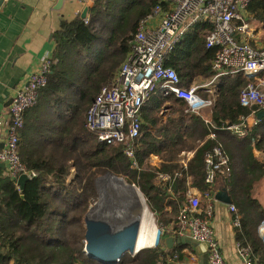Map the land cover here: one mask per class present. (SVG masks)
Here are the masks:
<instances>
[{
    "label": "trees",
    "instance_id": "16d2710c",
    "mask_svg": "<svg viewBox=\"0 0 264 264\" xmlns=\"http://www.w3.org/2000/svg\"><path fill=\"white\" fill-rule=\"evenodd\" d=\"M157 3L93 0L86 17L62 18L54 33L48 82L39 90L37 103L25 110L19 130V153L28 175L24 188L0 166V264H107L90 257L84 241L85 216L97 196L95 181L107 173L137 185L163 236L171 234L178 228V201L184 198L187 182L202 192L209 190L204 158L216 143L230 158L232 176L222 181L240 218L236 240L264 262L260 234L264 205L253 194L254 185L264 177V166L253 154L254 149L264 151V117L258 118L259 106L240 103L241 90L253 79L241 73L219 79L211 113L217 140L209 139L212 128L201 116L186 112L183 101L156 89L143 106L141 132L134 141L138 168L126 156L123 143L100 142L86 126L89 109L118 73L141 20ZM161 3L167 9L166 2ZM247 12L248 20L264 31V0L251 1ZM206 28L203 24L182 39L167 59V66L175 68L186 87L206 83L214 74L217 49L206 46ZM165 105L170 112L161 115ZM252 116L255 122L243 138L226 128ZM188 151L194 155L184 169L181 154ZM152 154L161 157V166L150 162ZM160 174L170 176L169 180H159ZM175 239L171 250L145 247L134 255L127 252L114 264L185 262L186 248L192 246L177 235Z\"/></svg>",
    "mask_w": 264,
    "mask_h": 264
},
{
    "label": "built area",
    "instance_id": "2783aa9c",
    "mask_svg": "<svg viewBox=\"0 0 264 264\" xmlns=\"http://www.w3.org/2000/svg\"><path fill=\"white\" fill-rule=\"evenodd\" d=\"M157 3L153 12L142 19L134 36L133 46L122 63L114 79L104 86L86 115V126L103 143L124 144V152L138 168L134 141L142 127L141 113L149 96L158 88L164 96L174 95L186 104V111L200 115L214 105L215 96L204 97L201 89L215 94L221 77L241 73L253 79L240 92V103L251 108L257 105L264 110V45L255 47L258 27L248 20L247 6L253 0H163ZM87 22V19H86ZM207 25L205 40L208 48H216L217 54L212 62L214 74L209 83L186 87L182 79L167 59L176 45L201 25ZM51 56L42 62L28 76L24 86L19 88L11 102V121L7 139L0 147V163L6 165L10 175L19 178L27 174L19 153V130L24 125V112L34 106L39 98V90L48 82ZM209 90V89H208ZM212 130L209 139L217 140L216 126L210 116L204 118ZM251 124L242 118L226 128L237 137H245ZM205 182L209 185L206 195L214 196L217 178L232 176L230 158L221 143H216L205 153ZM187 164L184 165V169ZM181 176V172L177 173ZM163 180L170 176L162 175ZM202 199L192 187H188L185 197L179 203L176 216L178 228L173 234L179 238L191 237L206 245L208 264H227L210 219L213 204H208L205 216L200 214ZM233 225H240L237 209L231 204ZM237 250L244 264H264L253 258L247 246L237 242ZM192 261L199 263L197 254Z\"/></svg>",
    "mask_w": 264,
    "mask_h": 264
},
{
    "label": "crops",
    "instance_id": "0c3cea01",
    "mask_svg": "<svg viewBox=\"0 0 264 264\" xmlns=\"http://www.w3.org/2000/svg\"><path fill=\"white\" fill-rule=\"evenodd\" d=\"M92 4L93 0H64L61 6L57 7L58 0H4L0 7V147L4 145L7 139L8 126L11 121L10 106L12 99L16 91L26 84L29 74L38 67L43 58L46 56L53 57L55 48L54 33L59 28L62 18H74L80 14L82 16L84 8L88 7L89 10ZM257 38V40L252 41V45L255 47L263 46L264 31ZM210 80L202 84L194 82L192 85L207 84ZM208 89L200 90L203 93H208L204 97L215 96L216 98L217 92L213 94L210 91L214 89V86H210ZM169 112V108L165 105L161 115L169 114ZM211 113L212 107L205 109L199 116L205 122L204 118L206 116H210L211 118ZM165 118L166 115L163 116L161 124L164 123ZM259 153H262L261 156ZM253 154L264 166V151L254 149ZM193 155L194 151L183 152L181 154L183 168ZM150 162L154 165L161 166L162 159L159 155L152 154L150 156ZM162 175L160 174L158 178H161ZM223 179L224 177L222 175L217 178V188L221 184L225 185L222 181ZM263 181L264 177L254 185L253 194L264 205V198H260V195H258L259 190L262 194L264 193ZM187 183L188 187H192L195 193L202 199L203 192L191 186L189 182ZM170 195H173V193L171 192ZM172 198H176L175 194ZM210 203L214 207L210 222L227 264H244L237 250L233 213L230 210V205L217 201L214 196L213 198L212 196H207V199L202 201L200 210L202 216L206 215L205 210ZM169 210H171L170 207ZM260 234L264 238L263 225L260 228ZM167 235L174 234L172 232ZM191 246L193 251L191 248H186V252L188 253L186 261L178 264H200V262L196 263L192 261L191 256L194 254L199 256V254L192 244Z\"/></svg>",
    "mask_w": 264,
    "mask_h": 264
},
{
    "label": "water",
    "instance_id": "95a60500",
    "mask_svg": "<svg viewBox=\"0 0 264 264\" xmlns=\"http://www.w3.org/2000/svg\"><path fill=\"white\" fill-rule=\"evenodd\" d=\"M64 0H58V6H61ZM4 0H0V7ZM88 7L84 8L82 17H86ZM264 116V110L258 113V117ZM3 148V145L1 146ZM1 167H6L5 163H0ZM109 176L117 179H123L117 175L109 174ZM28 179L27 174H22L18 178V183L21 188H24L25 181ZM128 186L134 187L132 184L125 180ZM136 187V186H135ZM214 198L227 205L234 203L233 196L225 185L221 184L215 191ZM85 252L92 258L97 259L107 264H114L120 261L122 256L127 252L134 255L139 251L138 239L142 228L140 217H136L123 227H113L103 220L91 216L89 211L85 216ZM116 228V229H115ZM184 242L192 244L200 257V264H208V253L206 245L197 242L191 237L182 238ZM175 236H163V230L156 228L155 237L151 246H161L163 250H171L175 245Z\"/></svg>",
    "mask_w": 264,
    "mask_h": 264
},
{
    "label": "bare ground",
    "instance_id": "6f19581e",
    "mask_svg": "<svg viewBox=\"0 0 264 264\" xmlns=\"http://www.w3.org/2000/svg\"><path fill=\"white\" fill-rule=\"evenodd\" d=\"M107 181L112 185L113 188H115L113 191L124 193L123 203L117 201L119 207L115 208L116 212L121 213H119L118 215L116 213H101L105 209V207L103 205V202L100 201L96 206L92 208L91 216L95 218H97L98 216H103L105 219L103 221L113 227H123L136 217H140L142 228L138 239V248L140 250L142 248L151 246L155 237L156 225L151 216V213L144 205L140 190L135 186H128L123 179L121 180L110 176L107 178Z\"/></svg>",
    "mask_w": 264,
    "mask_h": 264
},
{
    "label": "rangeland",
    "instance_id": "374dc122",
    "mask_svg": "<svg viewBox=\"0 0 264 264\" xmlns=\"http://www.w3.org/2000/svg\"><path fill=\"white\" fill-rule=\"evenodd\" d=\"M253 26H257L256 24H254L253 22H250ZM259 27V26H257ZM263 34V30L259 27V30L258 32L256 33V37H259L260 35ZM175 107L178 108V105H174ZM249 123L252 124L255 122L254 121V117L252 116L250 119H248ZM116 145V144H114ZM262 153H259V155L261 156ZM109 174H113V175H117V174H114V173H107V174H104V175H101L99 176L96 181H95V185H96V190H97V196L95 197L93 203L90 205L89 207V210L88 212H92V208L94 206H96L100 201L103 202V205L105 207V209L101 212V213H116L117 215L121 212H116L115 211V208H118L119 207V204L117 203L118 202H122L124 201L123 199V192H117V191H113L115 188L112 187V185L107 181V178L110 177ZM119 176V175H117ZM119 177H122V176H119ZM124 178V177H123ZM125 179V178H124ZM159 180L165 182L167 180H163L162 178H158ZM126 180V179H125ZM127 181V180H126ZM263 184H264V181H263ZM137 188L138 186L135 185ZM139 189V188H138ZM198 189V188H197ZM264 189V187H263ZM140 190V189H139ZM200 190V189H199ZM201 191V190H200ZM141 192V191H140ZM202 192V191H201ZM141 198L144 202V205L147 207L148 211L151 213V216L154 220V223L156 225V228H159L158 225H157V221H156V218H155V215L150 211L149 207L147 206V201L143 195V193L141 192ZM258 195H260L259 197L260 198H264V193L262 194L261 191L259 190V193ZM263 195V196H262ZM205 199H207V196H206V192H203V197H202V201H204ZM145 200V201H144ZM113 209H111V208ZM87 212V213H88ZM98 219L100 220H105L104 217H100L98 216L97 217ZM264 226V224H263ZM120 226H116V228H119ZM115 228V229H116ZM85 241V240H84ZM86 243V242H85ZM148 247H152V246H148Z\"/></svg>",
    "mask_w": 264,
    "mask_h": 264
}]
</instances>
